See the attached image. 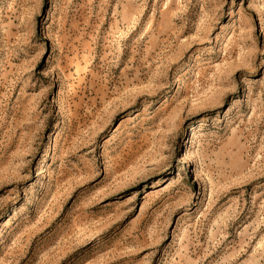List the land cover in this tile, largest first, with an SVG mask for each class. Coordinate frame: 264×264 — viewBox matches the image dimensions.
<instances>
[{
  "label": "rangeland",
  "instance_id": "1",
  "mask_svg": "<svg viewBox=\"0 0 264 264\" xmlns=\"http://www.w3.org/2000/svg\"><path fill=\"white\" fill-rule=\"evenodd\" d=\"M0 264H264V0H0Z\"/></svg>",
  "mask_w": 264,
  "mask_h": 264
}]
</instances>
